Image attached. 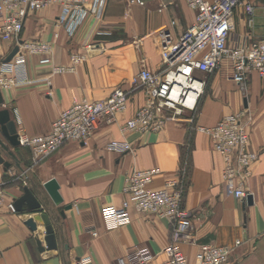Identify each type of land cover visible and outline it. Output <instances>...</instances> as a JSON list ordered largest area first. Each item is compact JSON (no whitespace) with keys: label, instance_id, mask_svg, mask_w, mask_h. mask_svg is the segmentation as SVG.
<instances>
[{"label":"crops","instance_id":"obj_1","mask_svg":"<svg viewBox=\"0 0 264 264\" xmlns=\"http://www.w3.org/2000/svg\"><path fill=\"white\" fill-rule=\"evenodd\" d=\"M142 1L143 5H137L128 0H105L100 18L89 16L73 37L58 24V5L28 13L22 41L49 43L50 59L56 66L69 65L72 53H83L86 59L73 72L53 74L50 66L39 64L42 57L26 55L28 78L34 83L0 89V109L9 111L17 133L46 134L74 100L105 99L117 87L129 89L132 77L141 69L161 70L160 30L168 31L175 40L192 25L195 14L185 0ZM246 5L252 7L250 17ZM232 24L227 41L230 49H246L263 39L264 0H241L234 8ZM93 42L101 43L104 51H86L85 45ZM15 46L14 41L0 36V63ZM231 75L227 61L213 73H197L205 87L193 125L212 127L223 116L245 111L249 150L258 155L246 187L252 204L247 197L235 199L224 193L222 159L210 138L192 130L189 123L167 121L159 130L144 133L125 129V121L144 104V94L138 89L115 121L101 125L82 143H66L39 164H33L27 148L10 147L14 158L0 149V156L9 163V167L0 164V181L9 199H18L28 187L49 215L57 242L56 251L41 255L25 225L29 215L4 207L0 209V264H41L50 257H58L59 264H76L84 257L93 264H118L141 247L154 255L150 264H162L170 237L166 219L131 209L128 225L106 231L101 222L103 206H119L128 198L123 191L125 177L145 169L159 170L148 186L152 190L184 173L183 208L191 216L197 245L232 248L225 264H264V78L251 73L244 93ZM114 140L128 142L131 149L123 154L109 151L106 146ZM50 179L59 185V205L43 188ZM36 229L44 245L43 227ZM197 245L181 244L188 264H194Z\"/></svg>","mask_w":264,"mask_h":264},{"label":"built area","instance_id":"obj_2","mask_svg":"<svg viewBox=\"0 0 264 264\" xmlns=\"http://www.w3.org/2000/svg\"><path fill=\"white\" fill-rule=\"evenodd\" d=\"M129 4L143 5L142 0H128ZM194 14V22L178 38L173 40L166 30H160V56L162 68L158 72L141 69L130 82V88H115L101 100L81 98L63 110L52 123L48 133L28 136L18 134L19 146L30 150L33 164H39L69 142L86 141L103 124H110L123 113L130 95L141 90L144 104L125 121L128 131L144 133L159 130L167 121L189 123L192 130L207 135L212 148L222 159L221 179L224 193L235 199L247 197V183L252 176L258 155L249 150V131L245 111L223 116L214 126L193 125L194 113L203 94L205 81L197 73L217 71L225 61L232 69L231 79L246 92L251 73L264 78V38L251 43L246 49H230L227 41L233 30L232 15L241 0H185ZM58 5V24L69 37H73L89 17L100 18L105 0H0V36L14 41L17 53L8 63H0V89L34 83L28 78L26 55L42 58L40 65L51 67L53 74L75 71L85 61L83 53H72L67 66L53 65L50 59L51 45L41 41L24 42L20 35L28 13ZM247 15L252 7L246 5ZM54 37H57L55 35ZM88 52L104 51L99 42L85 45ZM47 79H43L49 84ZM106 148L118 154L131 149L126 141L114 140ZM158 169L135 170L124 180L123 191L128 198L119 206L106 205L100 210L104 230L112 231L131 222V209L138 213L154 214L166 219L170 225V237L163 249L162 264H188L181 244L197 245L192 234L190 214L183 208L186 177L169 179L160 189H149ZM15 212L13 200L0 181V209ZM96 236L95 232H92ZM239 242H235L238 245ZM233 249L214 244H198L194 264H225ZM154 255L146 247L134 249L118 264H150ZM76 264H93L89 257Z\"/></svg>","mask_w":264,"mask_h":264},{"label":"water","instance_id":"obj_3","mask_svg":"<svg viewBox=\"0 0 264 264\" xmlns=\"http://www.w3.org/2000/svg\"><path fill=\"white\" fill-rule=\"evenodd\" d=\"M17 51L18 47L15 46L1 63H8ZM2 104L3 98L0 91V106ZM0 136L3 139H0V149L5 151L10 157L14 158L13 153L10 151V147L19 146L18 134L15 121L11 119L10 113L6 109H0ZM0 164L9 167V163L5 162L1 156ZM43 188L55 205H59L62 202V198L59 194V185L55 179H50L45 182ZM247 203L249 205L252 204L250 196H247ZM13 208L17 213H25V215H29V218L25 221V225L33 233L35 245L41 255L57 250L56 237L49 215L44 211L45 209L43 208L41 201L37 199L28 187H24L23 195L13 201ZM66 208L69 209V207ZM34 224L43 227L44 236L42 237V240L44 245L38 236ZM41 264H59V259L58 257H50L49 259L44 260Z\"/></svg>","mask_w":264,"mask_h":264}]
</instances>
